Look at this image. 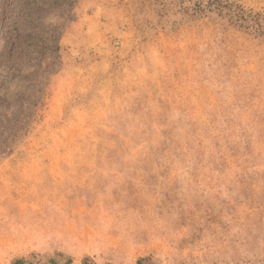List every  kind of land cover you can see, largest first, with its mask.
Masks as SVG:
<instances>
[{"label":"rangeland","instance_id":"1","mask_svg":"<svg viewBox=\"0 0 264 264\" xmlns=\"http://www.w3.org/2000/svg\"><path fill=\"white\" fill-rule=\"evenodd\" d=\"M85 259L264 264V0H0V264Z\"/></svg>","mask_w":264,"mask_h":264},{"label":"trees","instance_id":"2","mask_svg":"<svg viewBox=\"0 0 264 264\" xmlns=\"http://www.w3.org/2000/svg\"><path fill=\"white\" fill-rule=\"evenodd\" d=\"M232 6H234L230 14L232 22L242 27H251L255 31H262L261 22L254 21L255 24L251 23V15L241 5L233 4ZM15 263L23 264L21 260H17ZM84 264H89L87 259L84 260Z\"/></svg>","mask_w":264,"mask_h":264}]
</instances>
